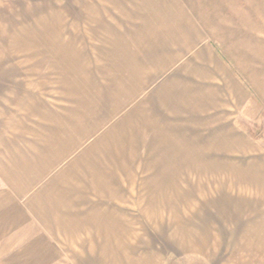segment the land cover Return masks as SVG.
<instances>
[{
	"label": "rangeland",
	"instance_id": "obj_1",
	"mask_svg": "<svg viewBox=\"0 0 264 264\" xmlns=\"http://www.w3.org/2000/svg\"><path fill=\"white\" fill-rule=\"evenodd\" d=\"M106 3L0 0L2 125L27 153L43 127L65 132L57 172L86 203L61 237L11 215L0 264H264V0L211 3L247 80L257 60L256 119L116 86L99 53Z\"/></svg>",
	"mask_w": 264,
	"mask_h": 264
},
{
	"label": "crops",
	"instance_id": "obj_2",
	"mask_svg": "<svg viewBox=\"0 0 264 264\" xmlns=\"http://www.w3.org/2000/svg\"><path fill=\"white\" fill-rule=\"evenodd\" d=\"M113 1L106 0L99 53L104 54L100 61L105 69L115 72L116 86L157 88L153 91L157 98L164 96L170 101L178 95L206 107L212 102L216 104L213 111L228 113L224 118H257V60L254 58L253 64L251 57L247 60V80L241 72V59L223 51L226 29L211 4L215 0ZM1 109L2 104L0 224L12 221L13 215L14 220H25L36 232L61 237L63 233L57 231L67 228L68 217L77 215L81 219V209L86 207L84 198L70 190L68 175L60 174V165L71 155L74 144L65 132L57 131L51 137L49 128L43 127L33 150H19L21 132L17 126L2 125L3 117H9L3 116L6 112ZM14 119L18 120L17 112ZM234 129L241 134L238 126ZM41 183L47 184L41 187ZM67 201L77 206L69 210Z\"/></svg>",
	"mask_w": 264,
	"mask_h": 264
}]
</instances>
